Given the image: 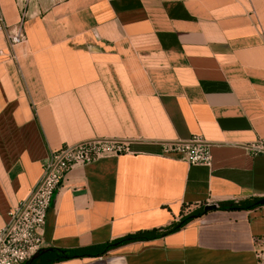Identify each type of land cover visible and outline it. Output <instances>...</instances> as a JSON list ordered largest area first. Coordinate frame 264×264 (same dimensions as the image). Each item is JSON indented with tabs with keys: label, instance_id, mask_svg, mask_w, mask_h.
<instances>
[{
	"label": "crops",
	"instance_id": "0c3cea01",
	"mask_svg": "<svg viewBox=\"0 0 264 264\" xmlns=\"http://www.w3.org/2000/svg\"><path fill=\"white\" fill-rule=\"evenodd\" d=\"M25 0H0L8 26ZM25 40L0 62V229L52 151L92 139L130 152L70 170L41 249L98 248L201 205L264 199V0H28ZM0 50H6L0 33ZM199 137L210 166L162 154ZM264 206L54 264H255Z\"/></svg>",
	"mask_w": 264,
	"mask_h": 264
},
{
	"label": "built area",
	"instance_id": "2783aa9c",
	"mask_svg": "<svg viewBox=\"0 0 264 264\" xmlns=\"http://www.w3.org/2000/svg\"><path fill=\"white\" fill-rule=\"evenodd\" d=\"M25 0L20 9V19L8 26L0 15V33L5 34L6 50H0V62L13 60L14 49L25 40ZM250 155L264 156V138L244 146ZM130 152L127 142L113 139H92L64 146L50 152L42 165V174L28 196L8 213L6 225L0 229V264H25L41 250L46 214L55 192L66 175L76 166H85L105 157H115ZM162 154L177 155L188 165L210 166V145L199 137L186 142L162 144ZM255 264H264V236L252 241Z\"/></svg>",
	"mask_w": 264,
	"mask_h": 264
},
{
	"label": "trees",
	"instance_id": "16d2710c",
	"mask_svg": "<svg viewBox=\"0 0 264 264\" xmlns=\"http://www.w3.org/2000/svg\"><path fill=\"white\" fill-rule=\"evenodd\" d=\"M259 199H253L248 201H243L239 203H223L218 204V210L220 211H246L257 208L256 202ZM205 205H201L198 209L190 212L187 215L181 216L180 219L172 223L170 226L161 229H151V230H142L135 232L130 235H126L120 239H117L111 243H106L103 246L98 248H89V249H81V250H60V249H48L46 252L40 254L37 258H35L31 264H54L70 259L82 258L86 256H101L106 252L118 248L120 246L134 243V242H147L152 241L170 234H173L184 226L192 222L193 220L204 215L203 207Z\"/></svg>",
	"mask_w": 264,
	"mask_h": 264
},
{
	"label": "water",
	"instance_id": "95a60500",
	"mask_svg": "<svg viewBox=\"0 0 264 264\" xmlns=\"http://www.w3.org/2000/svg\"><path fill=\"white\" fill-rule=\"evenodd\" d=\"M256 205L258 206H264V199H260L259 201L256 202ZM214 210H218V207L216 205H205L203 207V212L207 213L210 211H214ZM48 249H41L40 251H38L35 255H33L31 257V259H29L25 264H31V262L37 258L40 254L46 252Z\"/></svg>",
	"mask_w": 264,
	"mask_h": 264
}]
</instances>
